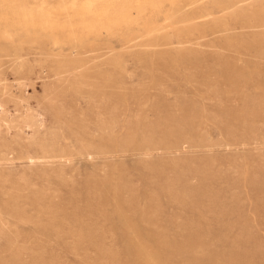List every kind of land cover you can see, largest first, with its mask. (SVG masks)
I'll use <instances>...</instances> for the list:
<instances>
[{"label": "rangeland", "instance_id": "obj_1", "mask_svg": "<svg viewBox=\"0 0 264 264\" xmlns=\"http://www.w3.org/2000/svg\"><path fill=\"white\" fill-rule=\"evenodd\" d=\"M87 1L0 0V264H264V0Z\"/></svg>", "mask_w": 264, "mask_h": 264}, {"label": "bare ground", "instance_id": "obj_2", "mask_svg": "<svg viewBox=\"0 0 264 264\" xmlns=\"http://www.w3.org/2000/svg\"><path fill=\"white\" fill-rule=\"evenodd\" d=\"M235 1V0H234ZM238 1V0H237ZM178 2V1H177ZM189 2H191V1H189ZM198 2V1H197ZM196 2V3H197ZM179 3H181V1H179ZM227 3V2H226ZM174 4H176V3H174ZM191 4H193V3H191ZM224 4V3H223ZM229 4V3H228ZM238 4V3H237ZM180 6H181V4H179ZM187 5V4H186ZM173 6V5H172ZM237 6H239V4L237 5ZM110 7H111V2L109 1V0H89V1H87L85 4H84V6L83 7H81V8H77V6H70V9H69V12H70V14H73V15H76V14H78V15H82V19H84V20H87V19H92V22L94 23V22H97V20L98 19H100V18H103L107 13H108V11H109V9H110ZM188 7H189V5H188ZM192 7V6H191ZM190 7V8H191ZM239 7H241V5L239 6ZM69 8V7H68ZM227 8H230V7H226V9ZM66 9V8H65ZM179 9H180V7H179ZM173 10V9H172ZM181 10V9H180ZM173 11H175V10H173ZM177 11V10H176ZM64 13V12H63ZM175 13V12H174ZM179 13V12H178ZM181 13V12H180ZM179 13V14H180ZM170 14V13H169ZM173 14V13H172ZM176 14V13H175ZM178 15V14H177ZM167 16V15H166ZM168 18L166 19V20H169V16H167ZM174 17V16H173ZM177 18V17H176ZM184 18V17H183ZM94 20V21H93ZM172 20V19H171ZM175 20V19H174ZM185 20V19H184ZM178 21H181V20H178ZM90 22V21H89ZM173 22V21H172ZM175 22V21H174ZM177 22V21H176ZM175 22V23H176ZM182 22V21H181ZM185 22V21H184ZM174 23V24H175ZM164 24H166V23H164ZM172 24V23H171ZM177 24V23H176ZM181 24V23H180ZM179 24V25H180ZM167 25V24H166ZM170 25V24H169ZM182 25H183V23H182ZM186 25V24H185ZM160 27V26H159ZM172 28H173V26H171ZM175 27V26H174ZM181 27H183V26H181ZM176 28V27H175ZM179 28H180V26H179ZM186 28V27H185ZM156 30H158V29H156ZM161 30V29H160ZM159 30V31H160ZM177 30H178V28H177ZM152 31V30H151ZM150 31V32H151ZM154 31V30H153ZM180 31H182V30H180ZM149 32V33H150ZM162 32V31H161ZM165 32V31H164ZM178 32V31H177ZM184 32V31H183ZM182 32V33H183ZM3 33V32H2ZM151 33H153V32H151ZM155 33H158V31L157 32H155ZM167 33V32H166ZM175 33V32H174ZM181 33V34H182ZM4 34V33H3ZM164 34V33H163ZM178 34V33H177ZM180 34V33H179ZM186 34V33H185ZM151 35V34H150ZM160 35V34H159ZM166 35V34H165ZM6 36V35H5ZM7 36H9V35H7ZM156 36V35H155ZM154 36V37H155ZM163 38V37H162ZM183 38V37H182ZM1 39V38H0ZM16 39H18V38H16ZM153 39V38H152ZM6 40V39H5ZM166 40V39H165ZM178 40V39H177ZM10 41H11V39H10ZM20 41V40H19ZM151 41V40H150ZM4 42V41H3ZM9 42V41H8ZM22 42V41H21ZM30 42V41H29ZM0 43H1V40H0ZM152 43H153V41H152ZM5 43H3V45H4ZM9 44H10V42H9ZM179 44V43H178ZM2 45V44H1ZM10 46V45H9ZM11 46H15V45H11ZM10 46V47H11ZM21 46V45H20ZM180 46V45H179ZM8 47V46H7ZM22 47V46H21ZM45 47V46H44ZM1 48V47H0ZM15 48V47H14ZM20 48V47H19ZM3 49H4V47H3ZM5 49H7V48H5ZM12 49V48H11ZM22 49V48H21ZM45 49H47V48H45ZM44 49V50H45ZM76 49V48H75ZM1 50V52L3 51L2 49H0ZM14 50H16V49H14ZM18 50V49H17ZM9 50L7 49V52H8ZM12 51V50H11ZM10 51V52H11ZM20 51V50H19ZM42 51V50H41ZM4 52V51H3ZM2 52V53H3ZM18 52V51H17ZM108 52V51H107ZM16 53V52H15ZM42 53V52H41ZM44 53V52H43ZM46 53V52H45ZM60 53V52H59ZM101 53V52H100ZM6 54H8V53H6ZM11 54H12V52H11ZM78 54H79V51H78ZM98 54V53H97ZM13 55V54H12ZM16 56H18L17 54H15ZM52 55V54H51ZM60 55V54H59ZM70 55V54H69ZM75 55V54H74ZM73 55V56H74ZM76 55H77V53H76ZM7 56V55H6ZM15 56V57H16ZM78 56V55H77ZM8 57H10V56H8ZM12 57V56H11ZM21 57V56H20ZM49 57V56H48ZM55 57V56H54ZM1 59L3 58V57H0ZM13 59H14V57H12ZM18 58V57H17ZM17 58H16V61H17ZM51 58V57H50ZM58 58V56L56 57V59ZM70 58H72V55H71V57ZM74 58V57H73ZM116 58V57H115ZM54 59V58H53ZM65 59V58H64ZM67 59H68V57H67ZM75 59H76V57H75ZM74 59V60H75ZM79 59V58H78ZM86 59V58H85ZM12 60V59H11ZM19 60V59H18ZM60 60L61 59H59V63H60ZM72 60V59H71ZM3 61V60H2ZM15 61V60H14ZM22 61V60H21ZM63 61V60H62ZM84 61V60H83ZM102 61V60H101ZM119 61H120V59H119ZM118 61V62H119ZM57 62V61H56ZM55 62V63H56ZM69 62V61H68ZM95 62V61H94ZM98 62H100V61H98ZM117 62V63H118ZM15 63H18V62H15ZM21 63H23V62H21ZM58 63V62H57ZM74 63V62H73ZM86 63H87V61H86ZM86 63H84L85 65H86ZM117 63H115V64H117ZM62 64H64V63H62ZM66 64V63H65ZM64 64V65H65ZM70 64V67L69 68H72L71 67V63H69ZM75 64V63H74ZM79 64V63H78ZM82 64V63H81ZM120 64V63H119ZM1 65V64H0ZM26 65V64H25ZM25 65H21V68H22V66H25ZM59 65V64H58ZM76 65V64H75ZM105 65V64H104ZM19 66V65H18ZM63 66V65H62ZM66 66L67 65H65V68H66ZM74 66V65H73ZM87 66V65H86ZM116 66H118V65H116ZM26 67V66H25ZM24 67V68H25ZM58 67V66H57ZM59 67H60V65H59ZM58 67V68H59ZM67 67V68H68ZM79 67H81V66H79ZM74 68V67H73ZM78 68V67H77ZM23 69V68H22ZM79 69V68H78ZM81 69V68H80ZM60 70V69H59ZM66 70V69H65ZM71 70V69H70ZM63 71H64V69H63ZM81 71V70H80ZM101 71V70H100ZM55 72V71H54ZM70 72V71H69ZM81 72H84L83 70L81 71ZM88 72V71H87ZM86 72V73H87ZM102 72V71H101ZM85 73V74H86ZM59 74V73H58ZM84 74V73H83ZM82 74V75H83ZM56 75V74H55ZM59 75H62V74H59ZM72 75V74H71ZM81 75V76H82ZM73 76V75H72ZM88 76V75H87ZM87 76H85L86 78H87ZM91 76V75H90ZM75 77V76H74ZM83 77V76H82ZM89 78V77H88ZM91 78V77H90ZM65 79V78H64ZM90 81V80H89ZM92 81V80H91ZM73 82H75V80L73 81ZM95 82V81H94ZM65 84V83H64ZM76 84V83H75ZM67 85V84H66ZM79 88H81V87H79ZM84 88V87H83ZM92 88V87H91ZM75 89H77V88H75ZM88 89V88H87ZM72 90V89H71ZM84 90V89H83ZM41 91V90H40ZM80 96V95H79ZM100 110V109H99ZM29 119V118H28ZM21 121V120H20ZM30 121H31V119H30ZM32 122V121H31ZM113 122V121H112ZM113 124H114V122H113ZM34 125V124H33ZM40 125V124H39ZM9 128V127H8ZM7 128V129H8ZM43 128V127H42ZM87 130V129H86ZM20 131V130H19ZM18 131V132H19ZM31 131V130H30ZM33 131V130H32ZM22 133V132H21ZM27 135V134H26ZM25 135V136H26ZM28 135H30V134H28ZM54 138V137H53ZM17 139H19V138H17ZM32 140H33V138H32ZM31 140V141H32ZM30 141V140H29ZM28 141V142H29ZM33 142V141H32ZM187 143V142H186ZM82 156V155H81ZM3 160V159H2ZM9 160V159H8ZM33 165V164H32ZM63 165V164H62ZM55 194V193H54ZM46 209V208H45ZM154 214V213H153ZM155 229V228H154ZM153 230V229H152ZM156 230V229H155ZM179 231V230H178Z\"/></svg>", "mask_w": 264, "mask_h": 264}]
</instances>
